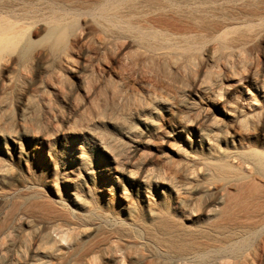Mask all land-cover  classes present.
Listing matches in <instances>:
<instances>
[{"label":"rangeland","instance_id":"obj_1","mask_svg":"<svg viewBox=\"0 0 264 264\" xmlns=\"http://www.w3.org/2000/svg\"><path fill=\"white\" fill-rule=\"evenodd\" d=\"M106 1L55 0L82 11L81 47L68 56L46 55L41 47L37 59L21 56L22 41L2 52L0 264H76L63 258L67 250L78 242L89 246L121 223L134 230L111 237L112 250L102 259L90 254L84 264H200L167 253L153 208L176 190L166 185L161 197L142 175L164 163L168 176L180 170L190 181L187 168L202 157L264 150L260 24L229 35L233 57L202 32L194 52L148 50L134 36L111 48L89 12ZM163 16L162 33L181 41L174 31L192 21ZM46 26L37 22L31 36L40 38ZM211 191L210 185L199 194ZM170 207L164 212L181 236L207 220Z\"/></svg>","mask_w":264,"mask_h":264},{"label":"bare ground","instance_id":"obj_2","mask_svg":"<svg viewBox=\"0 0 264 264\" xmlns=\"http://www.w3.org/2000/svg\"><path fill=\"white\" fill-rule=\"evenodd\" d=\"M56 3L55 0H0V60L4 56L2 52L19 41H22L20 55L35 59L39 58L40 47L46 55L56 57L61 52L68 56L81 47L77 34L81 7ZM89 12L99 25L104 45L111 48L118 39L134 36L148 50L194 52L201 43L195 40L196 35L202 32L218 41L224 55L233 57L234 44L229 35L240 32L243 36L245 31L239 27H253L256 23L261 25L259 32L264 39V0H108ZM163 15H172L177 21L185 16L192 21L185 29L174 31L181 34V41L170 42V37L162 33ZM11 18L14 21L7 20ZM41 21L47 23L44 34L34 39L30 27ZM20 23L22 28L18 26ZM219 152L218 157H202L190 164L187 168L190 181L181 179L180 170L168 176L164 163L146 170L142 180L153 190H160L161 197H166V185L176 190L165 205L158 202L157 209L153 208L160 217L155 228L168 241L167 253L184 263L264 264V150L253 147L235 153ZM210 185L209 195L199 194ZM184 192L186 196H182ZM170 206L174 213H204L207 220L203 226L189 229L181 236L172 232L167 216ZM91 217L96 219L100 215L91 213ZM133 230L131 224L121 223L89 246L85 242L75 243L63 258L84 264V257L96 253L102 259L112 250L111 237L121 239Z\"/></svg>","mask_w":264,"mask_h":264}]
</instances>
